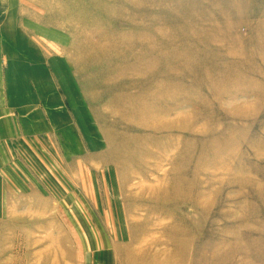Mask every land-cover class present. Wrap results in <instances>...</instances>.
I'll list each match as a JSON object with an SVG mask.
<instances>
[{
	"label": "rangeland",
	"instance_id": "374dc122",
	"mask_svg": "<svg viewBox=\"0 0 264 264\" xmlns=\"http://www.w3.org/2000/svg\"><path fill=\"white\" fill-rule=\"evenodd\" d=\"M0 264H264V0H0Z\"/></svg>",
	"mask_w": 264,
	"mask_h": 264
}]
</instances>
